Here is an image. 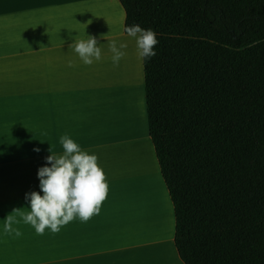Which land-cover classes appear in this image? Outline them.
Wrapping results in <instances>:
<instances>
[{"label": "crops", "instance_id": "1", "mask_svg": "<svg viewBox=\"0 0 264 264\" xmlns=\"http://www.w3.org/2000/svg\"><path fill=\"white\" fill-rule=\"evenodd\" d=\"M124 20L118 0H0V264H149L147 258L155 255L139 250L164 243L174 252L172 263L184 264L173 244L174 214L171 228L166 213L161 222L152 219L149 192L158 200L161 189H142L133 166L142 167L151 158L163 183L148 134L142 59L123 31ZM86 36L95 37L101 48V59L91 65H84L70 47ZM112 40L126 43L121 60L133 61L130 86L136 90L145 141H124L129 122L115 104L121 96L109 86L121 69V60L114 65L111 59ZM105 132L118 138L102 141ZM65 134L97 156L108 195L99 214L87 222L74 219L59 232L45 228L38 235L21 218L29 210L25 194L39 192L36 171L48 155L62 153L59 137ZM133 142L147 143L150 157ZM151 176L145 167L144 180L153 181L154 172ZM8 216L19 237L3 231Z\"/></svg>", "mask_w": 264, "mask_h": 264}, {"label": "trees", "instance_id": "2", "mask_svg": "<svg viewBox=\"0 0 264 264\" xmlns=\"http://www.w3.org/2000/svg\"><path fill=\"white\" fill-rule=\"evenodd\" d=\"M157 33L148 134L184 264H264V0H118Z\"/></svg>", "mask_w": 264, "mask_h": 264}, {"label": "clouds", "instance_id": "3", "mask_svg": "<svg viewBox=\"0 0 264 264\" xmlns=\"http://www.w3.org/2000/svg\"><path fill=\"white\" fill-rule=\"evenodd\" d=\"M123 31L135 41L137 54L142 60L147 61L157 54L155 46L159 41L151 28L132 24L124 26ZM70 47L84 65L101 59V48L97 46L95 37L86 36V39L73 41ZM108 47L113 64L118 65L127 44L112 40ZM59 144L62 153L48 155L44 165L36 171L39 192L25 194L29 210L22 213L21 218L38 235H43L45 228L52 233L59 232L62 226L74 219L87 222L99 214L100 206L108 195V182L97 163V156L82 150L67 134L59 137ZM34 151L39 152V149ZM4 221V232H14L17 237L21 235L19 229L12 228L15 221L11 216Z\"/></svg>", "mask_w": 264, "mask_h": 264}, {"label": "rangeland", "instance_id": "4", "mask_svg": "<svg viewBox=\"0 0 264 264\" xmlns=\"http://www.w3.org/2000/svg\"><path fill=\"white\" fill-rule=\"evenodd\" d=\"M128 51H129V49H128ZM132 63H133V61L130 58H124L123 60H121L120 71L118 73L114 74V76L116 78L114 77L113 83H109V86L113 87L115 91H118L119 95L121 96V98H119V102H115V104L118 105L117 110L119 109L121 113L126 112V116H125L126 118H124V119L127 122H129L125 125L126 131H127V133H125L127 135L124 138L125 142L131 138H134V137H136L135 139L139 138L138 141L139 140H141V141L146 140V138H144V140H143V139H141L143 137H140L143 134V128H144V126L142 127V125H141L142 115L140 116L139 109L137 108V94L135 93L136 90L132 89L130 86V84H131L130 79L133 78V76H134V73H132ZM105 85H107V84H105ZM115 96H117V94H115L114 97ZM135 115L137 118V120H136L137 122L135 121L134 123H132L133 120L130 121V119L132 118V116H133V118H135ZM136 128H138V129L140 128V130H141L140 133L138 132V130L136 131ZM117 138L118 137H116L115 139L110 138L107 136V132H105V135L103 136L102 141L111 142V141H115ZM143 143H140V142L134 143L133 142V145L132 144L131 145L136 147V148L138 146H142L148 152L149 157H150L151 154L147 148L148 145H147V143H145V144H143ZM2 155L3 154H0V158ZM142 156H143V154H142ZM137 162H139V161H137ZM140 164H142V167L139 166L137 163L133 164V166H135L134 169H135L136 174H138V176H139V180L142 181V183H143V186H142L143 188L142 187L141 188L145 189L148 192L149 187H152V188L156 187V188H160L162 193H163V197L161 196L158 200H155V199H153L152 196H150L151 193L149 192V198L147 197L148 198L147 201H151L149 207L151 208V213L153 215L152 219L156 223H158L159 221L161 222L164 218L165 213H166L167 215H169V223L170 224L173 223L172 222L173 210L171 209V202L169 200L168 193H167L165 186L163 185L162 181H160L159 177L156 176L157 175L156 168L154 165H152L151 158H150V160L144 161ZM145 167H146V174H147V172L149 174V169H151L150 171L154 172L155 177H154L153 181H148V180L145 181L144 180ZM138 184H139L138 182H135V186H133V187L138 189ZM138 191H140V190H137L134 195L136 197H138L139 201L141 202L142 200L140 199L139 194H136V193H138ZM152 191H153V189H152ZM133 196H131V199L133 198ZM132 201L134 202V200H132ZM170 224H169V227L171 228L172 224H171V226H170ZM167 232H168V230L165 229V233H167ZM160 238H161V236H160ZM48 246H49V244L44 245V248H48ZM170 247L171 246L168 243H164V244H160V245H154V246H148V247H144V248L140 249L139 254H144V255L153 254V255H155V256H151V257L149 256L150 258L149 257L147 258L149 264H158V263H156L157 261H159L160 264H164V263H162L161 258L163 259V261L166 264H173L172 259H174V254H173L174 252H171ZM155 260H157V261H155ZM145 262H146V260H145Z\"/></svg>", "mask_w": 264, "mask_h": 264}, {"label": "bare ground", "instance_id": "5", "mask_svg": "<svg viewBox=\"0 0 264 264\" xmlns=\"http://www.w3.org/2000/svg\"><path fill=\"white\" fill-rule=\"evenodd\" d=\"M151 169H149V176H151V172L152 171H150ZM152 177V176H151ZM158 192H161L160 190H158Z\"/></svg>", "mask_w": 264, "mask_h": 264}]
</instances>
